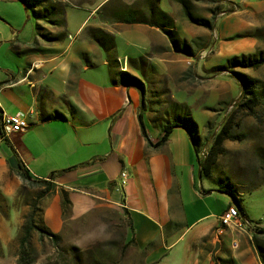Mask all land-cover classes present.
<instances>
[{"label": "crops", "instance_id": "1", "mask_svg": "<svg viewBox=\"0 0 264 264\" xmlns=\"http://www.w3.org/2000/svg\"><path fill=\"white\" fill-rule=\"evenodd\" d=\"M52 1L64 7L62 26L35 20L24 5L23 21L20 15L0 13L4 24L0 25V120L3 113L23 114L30 124L26 131L9 135L10 144L0 132V216L9 213L8 199L21 209L15 208L21 221L29 211V185L16 173L22 162L36 179L50 180L53 173H62L52 181L51 195L41 202L44 221L53 233L63 227L61 193L65 191L76 215L86 214L100 201L126 211L134 228L129 238H135L150 264H164L174 254L180 264H263L255 242L259 227L249 218L252 226L245 232L228 228L217 236L221 215L235 202L214 198L215 190L203 184L188 132L175 128L166 144L153 148L139 122L143 113L155 145L164 136L163 126L175 118V112L170 116L168 111L175 104L186 107L165 84L167 73L175 74L172 85L183 93L201 91L211 83L205 95L224 103L235 86L240 89L239 83L225 77L227 73L213 76L211 71L245 55L246 44L257 42V29L246 24L242 11L235 8L215 22L220 25L215 55L195 61L175 52L160 27L125 23L131 9H103L112 0L94 9L84 7L95 0ZM100 30L113 37L111 43L103 41L105 47L95 38ZM131 30L151 45L147 58L141 57L146 59L141 66L139 56H125L123 66L114 53L115 35ZM194 62L201 64L205 78L196 77ZM141 67L145 96L120 80L123 72L137 77L132 69ZM233 100L225 103L230 106ZM124 171L129 174L125 186ZM186 240L187 245L178 250Z\"/></svg>", "mask_w": 264, "mask_h": 264}, {"label": "rangeland", "instance_id": "2", "mask_svg": "<svg viewBox=\"0 0 264 264\" xmlns=\"http://www.w3.org/2000/svg\"><path fill=\"white\" fill-rule=\"evenodd\" d=\"M104 1L87 2L84 9H94ZM108 1L111 0H107L105 3ZM131 1L134 6L144 0H112L103 9H127L128 6L126 5ZM187 1L190 3V10L194 17L208 20L215 17V19L214 29L195 25L185 16L180 0H161L159 8L170 14L173 20V24L168 27V30L173 29L172 31L178 35L182 42L190 45L194 53V55L182 53L183 55L193 56L195 61H207L215 55V44L220 33V25L215 22L219 17L233 13H219L218 8L224 10L230 7L240 9V12L242 11L241 17L245 23H250L252 24L251 27L257 29L256 44H246L244 47L245 55L239 57H253L264 54V1H262V4H254L251 0H244L242 5L229 0ZM246 5H249V7ZM23 9L22 2L18 0H0V13L11 16L20 15L23 21ZM28 15L31 17V13H28ZM24 20L26 21L25 15ZM0 21L3 22L1 19ZM2 22H0V25L4 27ZM32 22L31 18L29 23ZM135 32L136 30H131L115 35L114 53L116 56H120L121 64L127 55L130 57L139 56L138 61L141 66V63L144 64L146 60L141 57L147 58L146 55L151 53V45L146 46L141 39H138L139 37L136 36ZM245 43L248 42L245 41ZM152 62L151 65L154 66L156 63ZM194 64L196 66L194 69L196 77L201 76L203 78L205 73L200 68L201 64L197 65V62H194ZM132 70L141 81L145 80L143 67ZM232 71L245 74L258 81L262 95L259 105L254 108L253 112L239 110L234 106V102L240 98L241 94L238 86L230 91L228 98L234 100L230 106H227L225 102H228L229 99H226L224 103H218V100H214L210 94L205 95L204 89L210 90L211 83H207V87L203 86L201 91H195L191 94L183 93L175 90V85H172L175 74L172 73L169 76V73H167V77L163 80L170 89L171 94L178 101L186 104V107H175L168 112L169 115L171 111L175 112V117L191 116L194 119L198 124L200 136H202L205 143V148L202 149L201 153L204 151L207 153V149L212 144L213 136L220 131L222 124L227 121L230 123L229 132L234 138L226 140L223 144L224 152L217 163L216 175L233 185L237 191L239 202L247 217L253 225L259 227V231L256 233L257 238H255L256 245L258 244L264 249V233L261 232L264 229V67L258 70L235 67L232 68ZM225 77L232 80V82L235 79L229 73L225 74ZM229 87L231 86L228 85ZM171 121L173 122L174 118H171ZM196 166L199 169L198 160ZM202 181L206 187L215 190L214 198L224 197L229 202L233 201L230 195L220 192L219 185L206 178H202ZM43 191V188L29 186L27 189L31 196L29 201L35 199ZM6 202L10 209H8V214L3 213V216H0V264H19V236L24 217H22V221L18 218L15 208L18 210L20 208L14 207L15 202L13 199H8ZM0 209L2 211V207ZM123 213L122 209L102 201L83 215L74 214L72 206L67 218H63L62 230L57 233L61 236V250L66 251L73 248L82 252L98 250L105 255L103 264H150L144 250L134 246L124 247L126 238H128L127 240L131 238H129L130 230H126L120 218ZM3 217L5 219L1 220ZM187 243L188 240L182 242L178 250ZM226 244L229 247L231 241L226 240ZM33 247V258L35 259L33 264H72L71 257H62L50 240L46 239L41 242L36 236L33 240ZM190 251H192L191 246ZM173 257H175V254ZM173 257L165 261L164 264H180Z\"/></svg>", "mask_w": 264, "mask_h": 264}, {"label": "trees", "instance_id": "3", "mask_svg": "<svg viewBox=\"0 0 264 264\" xmlns=\"http://www.w3.org/2000/svg\"><path fill=\"white\" fill-rule=\"evenodd\" d=\"M25 6L26 10L32 12V15L37 21H45L54 26H62L64 24V19L62 17V10L64 7L61 3L53 2L52 0H19ZM183 6V12L185 16L195 25L213 29L214 19L212 20L204 18H196L190 10V3L187 0H180ZM212 2V0H206ZM161 0H145L138 5L127 8L131 11H127V16L125 23L127 24H142L151 27H160L164 33L167 35L173 49L177 53H183L188 55H194L192 48L186 42H182L178 35L172 30L167 28L173 24V20L170 14L163 12L159 8ZM141 5V8L139 7ZM234 7H230L228 10H223L218 8L219 13L234 12ZM161 21L163 23H161ZM37 29L41 30L42 26L37 24ZM100 35H95V38L102 43L105 47L103 41L111 43L113 37L110 34L100 30ZM241 67L246 69L258 70L264 67V54L259 56H243L234 57L227 61L225 65L217 66L212 69L213 76L220 75L222 73H229L237 80L240 86V98L234 102V106L239 110H249L253 112L254 108L259 105L261 101L260 87L258 81L242 73L232 71V68ZM121 82L128 86L135 87L144 96L146 93L145 84L137 77L129 73H121ZM175 107H180L179 104H175ZM143 113L139 115V122L142 129V134L148 142V145L153 148H160L168 141L170 135L175 128H183L190 135L193 146L195 147L197 160L200 168V175L202 178H206L216 185H219L220 192L226 193L232 197L237 207L239 213L243 219L248 220V217L242 208L239 198L237 196V191L230 183L226 182L224 179L219 178L216 175L217 163L223 155L224 147L223 144L226 140L234 138L230 132V123L227 121L222 124L220 131L213 136L212 144L207 149V154L205 157L201 156V151L205 148V143L203 138L200 136L199 127L197 123L193 120L191 116H177L174 118L173 122H168L163 126L164 136L162 140L153 144L149 139L144 124ZM0 132L3 140L8 144L9 140L4 135V131L0 120ZM17 175L22 179V181L28 184L32 188H43L44 191L41 192L35 199H32L27 205L29 207L28 213L24 216V222L20 229L19 236V264H33L35 259L33 258V240L38 236L41 242L46 239L50 240L56 249L60 252V255L71 257L72 264H103L104 254L98 250H89L82 252L78 249L71 250H61V236L59 234L53 233L45 224L43 210L41 207V201L45 196L49 195L53 191V180L58 179L62 173H53L50 180H42L34 178L26 168V166L20 162L19 168L17 170ZM62 195V213L63 218H67L68 213L72 210V201L70 200L69 194L65 191L61 193ZM232 206V205H231ZM121 221L126 227V230H133V224L130 216L126 211L121 215ZM264 233V229L261 230ZM124 234V233H123ZM126 235V234H125ZM124 247L130 248L134 246L138 248L135 238L127 240ZM258 249L259 256L264 264V249L256 245Z\"/></svg>", "mask_w": 264, "mask_h": 264}, {"label": "built area", "instance_id": "4", "mask_svg": "<svg viewBox=\"0 0 264 264\" xmlns=\"http://www.w3.org/2000/svg\"><path fill=\"white\" fill-rule=\"evenodd\" d=\"M1 125L4 131L5 137H8L14 133H21L30 128V124L23 114L17 115H8L6 113L2 114ZM206 151L201 153L202 157H205ZM121 181L122 185H127L129 181V174L124 171L121 173ZM121 206V205H120ZM229 222H238L248 227H251L252 224L250 221L243 219L239 212L236 210V206L232 205L228 207L227 210L223 212L220 217V226L217 229V236L222 237V235L226 234V230L229 228ZM233 248L237 249L238 246L236 243H233Z\"/></svg>", "mask_w": 264, "mask_h": 264}, {"label": "bare ground", "instance_id": "5", "mask_svg": "<svg viewBox=\"0 0 264 264\" xmlns=\"http://www.w3.org/2000/svg\"><path fill=\"white\" fill-rule=\"evenodd\" d=\"M237 212H239V210L236 207ZM229 228H235L239 231L245 232L249 227L246 225H243L241 223L238 222H229Z\"/></svg>", "mask_w": 264, "mask_h": 264}, {"label": "water", "instance_id": "6", "mask_svg": "<svg viewBox=\"0 0 264 264\" xmlns=\"http://www.w3.org/2000/svg\"><path fill=\"white\" fill-rule=\"evenodd\" d=\"M122 64H123V66H124L125 62L123 61ZM216 251H218V246L216 247Z\"/></svg>", "mask_w": 264, "mask_h": 264}]
</instances>
